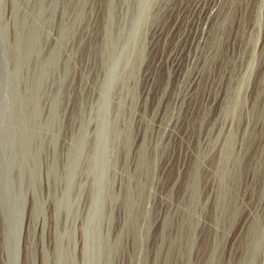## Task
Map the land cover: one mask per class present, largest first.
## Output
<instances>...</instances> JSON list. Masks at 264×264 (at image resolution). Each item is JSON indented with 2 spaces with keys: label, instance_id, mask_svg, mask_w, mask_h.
<instances>
[{
  "label": "rangeland",
  "instance_id": "rangeland-1",
  "mask_svg": "<svg viewBox=\"0 0 264 264\" xmlns=\"http://www.w3.org/2000/svg\"><path fill=\"white\" fill-rule=\"evenodd\" d=\"M0 95V264H264V0H0Z\"/></svg>",
  "mask_w": 264,
  "mask_h": 264
},
{
  "label": "water",
  "instance_id": "water-1",
  "mask_svg": "<svg viewBox=\"0 0 264 264\" xmlns=\"http://www.w3.org/2000/svg\"><path fill=\"white\" fill-rule=\"evenodd\" d=\"M6 85V81L3 79L2 80V85H1V91L3 89V87ZM0 102H1V95H0ZM7 162H6V158H5V154L2 150V139H1V135H0V197L2 199V208H3V212H4V218H5V222H6V227H7V232H8V239H7V244L9 245L10 243V237H11V232H12V227H11V223H10V214H11V210H12V205L14 208V204L11 203L9 196L7 194V192L9 191V186H8V174L4 173L8 172L7 171Z\"/></svg>",
  "mask_w": 264,
  "mask_h": 264
},
{
  "label": "bare ground",
  "instance_id": "bare-ground-1",
  "mask_svg": "<svg viewBox=\"0 0 264 264\" xmlns=\"http://www.w3.org/2000/svg\"><path fill=\"white\" fill-rule=\"evenodd\" d=\"M152 63V62H151ZM153 68L154 69H157L158 66L155 65V63L153 62ZM145 84L149 83V81H151L153 79V76L152 75H146L145 77ZM172 153V152H171ZM173 154V153H172ZM170 162V161H169ZM167 168V160L164 161L163 163V166H162V171L165 173V170ZM160 192H159V196L162 195L166 189L168 188V186L166 185V183L164 181H160ZM161 197V196H160ZM159 197V200L162 202L161 198ZM239 197H238V201H239ZM163 203V202H162ZM161 204V203H160ZM161 207V206H160ZM163 207V206H162ZM159 208V207H158ZM162 221V216H161V211H159L156 216L154 217V220H153V227H154V230H158L159 226L161 225ZM156 234V233H155ZM24 243H27V235L24 237ZM156 243V242H155ZM154 247V246H153Z\"/></svg>",
  "mask_w": 264,
  "mask_h": 264
}]
</instances>
